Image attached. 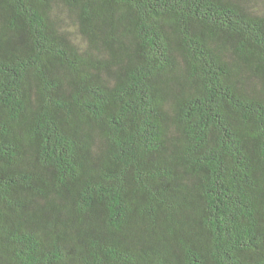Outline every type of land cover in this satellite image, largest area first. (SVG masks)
<instances>
[{"label": "trees", "instance_id": "obj_1", "mask_svg": "<svg viewBox=\"0 0 264 264\" xmlns=\"http://www.w3.org/2000/svg\"><path fill=\"white\" fill-rule=\"evenodd\" d=\"M0 264H264V0H0Z\"/></svg>", "mask_w": 264, "mask_h": 264}]
</instances>
